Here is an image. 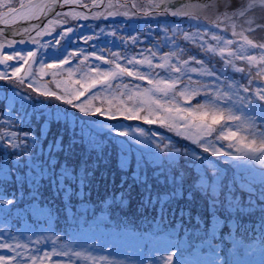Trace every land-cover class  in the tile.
Returning a JSON list of instances; mask_svg holds the SVG:
<instances>
[{
  "label": "snow or ice",
  "instance_id": "snow-or-ice-1",
  "mask_svg": "<svg viewBox=\"0 0 264 264\" xmlns=\"http://www.w3.org/2000/svg\"><path fill=\"white\" fill-rule=\"evenodd\" d=\"M64 6L75 7L69 11L57 10ZM257 9L261 12L258 17ZM137 14L146 17L170 15L188 18L197 21V27H201V20L211 27L230 26L232 36L239 37L238 41L213 34L212 39L217 44L206 48L201 44L200 47L206 53L219 55L224 64L237 73H245L246 69L237 67L234 60L246 61L249 67L258 66L256 76L264 79V42L256 39V33H264V0H248L246 5H237L232 0H205L201 3L147 0L146 4H141L138 0H116L115 3L113 0H107V3L104 0H91V4L84 0H0V65L11 68L10 74L7 71L0 72V81H6L11 86L6 88L4 101H0V116L8 113L11 119V114H15L11 124L16 129L0 139V152L9 157L7 169H0V173H6L0 179V213L11 215L14 210L51 212L52 206L58 202L55 209L57 214L61 211L75 214L79 205L91 201L94 190L99 191L100 181H107L108 169L115 153L116 171L112 173V183L115 184L116 172H119V194L114 191L111 197L106 196L101 203H107L109 198L127 202L136 189L139 208L145 213L151 211L154 219L159 216L161 220L172 216L173 223L178 218L182 227L186 223L195 231L202 232V239L212 237L213 241L215 224H219L221 228H229L234 218L242 219L245 214L251 216L257 212L264 219V190L257 192L251 187L245 190L235 180L222 175L220 168L215 166H212L209 175L205 165L210 164V161L201 154L224 157L233 155L234 151L238 156L264 165V86L254 90L249 86L254 79L251 72L248 73L249 85L229 83L225 89H221L200 81L194 82L191 76L185 82L183 77L187 73L215 77L217 81L219 75L214 68L205 66L201 59L191 55L188 60L181 59L182 50L164 53L159 57L160 63L155 65L143 53L140 54L142 59L122 57L115 52L110 54V58H106L93 51L83 56L81 65L89 57H94L110 67L105 69L96 65L83 73L82 68H65L71 64L72 58L79 59L82 53L72 51L57 63H40L34 69L37 52L28 50L23 54L14 48L17 43L47 47V44L41 45L39 38L50 35L69 20H86L90 17L107 19ZM238 27L240 31H237ZM222 30L227 31V27ZM73 31L72 27H67L58 35L65 37ZM171 31L178 30L173 28ZM33 32L34 36L31 35ZM203 34H208V28H204ZM17 36L20 37L19 41L15 39ZM91 39V36L85 37V43ZM183 39L195 41L196 35L185 32ZM132 40L136 42L135 37ZM55 42L59 44L60 40ZM5 48L13 49L12 53H6ZM256 49L260 50L259 56L244 54L247 50ZM156 55V52H151L152 57ZM174 58L176 63H172ZM122 59H126L127 65L132 67L118 62ZM10 61L23 63L12 66ZM190 63L200 67H190ZM137 65H146L150 70L162 69L169 75L153 79L151 72L141 71ZM65 71L67 81L56 79L58 74ZM78 73L83 74L78 79H72ZM172 73L178 75L172 76ZM49 74L53 77L56 89H60L59 93L41 83L43 77ZM123 77L146 81L151 87L141 89L139 85L118 83L113 88V81ZM76 85L78 87H74ZM98 86L108 96H101L99 91L93 93L92 90ZM241 91L246 95H238ZM8 92H11V96ZM31 93L46 98L54 97L86 116H100L111 121L122 118L126 121H142L148 125L159 124L190 144L180 145L161 140L155 147L159 153H164L163 157L155 156L151 161L144 160L142 154L133 157L131 150L125 154L123 148L117 147L123 141L113 143L109 140L106 143L107 137L98 138V132L93 135L91 132L85 133L83 129L77 133L76 128L61 120L59 114L54 119H49V115L39 106L43 102H37ZM86 93L89 96L85 102H75ZM201 95L204 97L203 101L193 104L192 101ZM97 98L101 99V106L90 102ZM9 99L12 101L11 105L5 102ZM181 100L186 106L180 104ZM241 107L248 109L252 115H236V110ZM53 123L59 125L55 132L52 130ZM114 130L109 128L108 133ZM115 131L119 137L131 135L129 131ZM132 131L139 137L149 138V134L140 128ZM150 135L156 137L157 133L152 132ZM9 136L14 139H9ZM29 137L32 139L29 140ZM5 140L7 147L3 146ZM216 142H219V146ZM29 143L33 145L31 148ZM36 143L40 144L39 151L35 147ZM8 149L13 151L9 152ZM3 158L0 155V162ZM153 164L156 166L153 167ZM200 168H205L203 174L196 173V169ZM197 196L200 203L194 211ZM24 247L19 243L15 247L9 243H0V249L13 252L15 248ZM19 255L20 253H16V256ZM71 255L80 257L81 253L72 252ZM173 255L167 256L166 264H173ZM53 256H69V251L53 249L46 252L44 257L39 258L40 264H43L45 258ZM29 259L32 264H36L38 257L31 256ZM0 264L17 262L15 257L0 255ZM56 264L63 262L56 261Z\"/></svg>",
  "mask_w": 264,
  "mask_h": 264
},
{
  "label": "rangeland",
  "instance_id": "rangeland-1",
  "mask_svg": "<svg viewBox=\"0 0 264 264\" xmlns=\"http://www.w3.org/2000/svg\"><path fill=\"white\" fill-rule=\"evenodd\" d=\"M84 2L91 4V0H84ZM113 2L115 3L116 0H113ZM138 2L141 4H146L147 0H138ZM176 2L177 0H173V3ZM183 2L201 3L205 2V0H183ZM232 2L237 5L241 3L246 5L248 0H232ZM104 3H107V0H104ZM72 7L75 6H64L58 11H69ZM95 10L102 11L103 9ZM260 14V10L257 9L256 16L258 17ZM197 23L198 22L195 20H190L188 18H177L170 15H150L146 17L142 14H137L135 16L129 15L127 17H108L107 19L103 17L100 19H92L90 17L86 20H69L67 24L57 27L56 30L50 35L40 37L39 39L41 41V45L47 44V47L32 43H17L14 45V48L23 54H26L28 50L37 52V61L33 64L34 69L38 68L40 63H57L59 59H63L64 56L68 55L72 51H76L78 54L82 53L79 59L72 58L71 64L66 65L65 68L69 66L73 69L82 68L83 73H87L89 67H95L96 65H100L105 69L110 67L109 65L102 64L101 61L95 60L94 57H89V59L81 65L80 60L83 59V56H86L88 53L93 51H95L97 55H103L106 58H110V54L115 52L119 53L122 57H135L137 59H142L143 57L140 54L143 53V56L151 58L153 64L155 65L160 63L159 57L163 56L164 53L172 51L179 52L182 50L183 55L180 57L181 59L188 60L190 55L196 59H201L205 66L214 68L219 75V81H217L215 77L200 76L197 73H187L183 77L185 82H187L188 76H191L192 81L194 82L200 81L203 84L213 85L214 87L225 89L229 83L249 85L248 73L251 72L254 79L249 86L253 90L257 87L264 86V79L256 76L258 66L249 67L246 61L234 60V63L237 67H244L246 69L245 73H237L230 66H226L219 55L206 53L200 47L201 44H203L205 48L208 45L215 46L217 42L212 39L213 34L221 35L225 39H233L238 41L239 37L232 36L230 26L221 25L218 28L211 27L207 24V22L201 20L199 21L201 27H197ZM67 27H72L74 31L65 37L58 35ZM225 27H227V31L222 30ZM173 28L177 29L178 31H171ZM204 28H208L207 35L203 34ZM237 31H240L239 27L237 28ZM185 32H188L190 35H196L195 41L184 40L183 35ZM33 35H35V33H33ZM87 36H91L92 39L85 43V37ZM133 37L136 38L135 43L132 40ZM57 39L60 40L59 44H56L55 42ZM256 39L259 42H264V33H256ZM4 51L8 54H11L13 49L5 48ZM151 52H156V57H152ZM259 53L260 50L256 49L247 50L244 54L259 56ZM118 62L125 64L128 67H132L131 65H127L126 59L119 60ZM21 63L23 62H9V64L12 66H19ZM172 63H176L175 58L172 60ZM189 66L200 67V65H196L194 63H190ZM136 67L140 68L141 71L146 73L151 72L153 79H160L168 77L169 75L162 69L153 68L150 70L146 65H137ZM3 71H7L10 74L11 68L0 65V72ZM83 73H78L76 76H73L72 79H78ZM171 75L176 76L178 74L172 73ZM242 76L244 79H241ZM56 79L60 81H67V72L65 71L62 74H58ZM52 81L53 77L49 74L43 77L41 83L45 84V86L49 87L50 89L56 90L59 93L60 89H56V85ZM118 83H127L130 86L139 85L141 89L151 87L146 81L134 80L129 77H123L121 80L113 81V88H115V85ZM193 86L195 87L196 85L193 84ZM7 87L11 86H8L6 81H0V101H4ZM74 87H78V85ZM207 90L208 89H205V91ZM20 91L29 90L20 89ZM97 91L101 93V96H108V93L99 88V86L97 89L92 90L93 93ZM8 95L11 96V92H8ZM31 95L37 102H43L40 103L39 106L44 109L45 114L49 115V119H54L56 115L59 114L61 120H65L70 126H74L76 128L77 133L83 129L85 133L91 132L93 135H96L98 132V138L107 137L105 140L106 143H108L109 140L113 143L115 141H123V144L117 145V147L123 148L125 154L128 153V150H131L133 157L137 154H142L144 160L149 161L154 160L155 156L163 157L164 153H159L155 147V144L160 143L161 140H164L165 142L170 141L173 143H179L180 145L190 144L189 141H184L181 138L176 137L173 132L168 131V129L162 127L159 124L148 125L144 124L142 121H126L122 118L116 121H111L105 117L86 116L84 113H80L78 109L72 108L71 106L64 104L62 101H57L54 97L46 98L43 96H38L36 93H31ZM238 95L246 94L241 91L238 93ZM88 96L89 93H86L84 97H81L79 101L75 102H85ZM203 99V95L198 96L197 100H193L192 103L195 104L197 101L202 102ZM181 101L180 104L182 106H186L181 103ZM5 102L9 105L12 103L10 99ZM90 102L96 106H101L100 98ZM104 106L106 107L107 105L105 104ZM242 110L245 113L252 115L248 109L242 108ZM235 114L237 115L238 112L236 111ZM13 119H15V114H11V119L9 118L8 113L0 116V139L4 138V134L11 133L16 130L11 124V120ZM138 123H141L145 126V130H143L145 133L149 134V129L154 128L159 133V135H157L154 140L150 137V135L147 139L145 137L140 138L135 132L132 131L133 124L137 125ZM257 123L259 124L260 122L257 121ZM128 124L131 126L129 131L131 135L127 137L117 136L115 130H123L122 128L124 125ZM57 127H59V125L55 123L52 124L53 132H55ZM109 128H113L115 130L111 133H108ZM123 131L127 130L124 129ZM167 133L174 135L175 138L162 136V134ZM8 138L14 139L10 136ZM31 139L32 137H29V140ZM125 139L127 142H132V145L129 146ZM137 140L144 142L137 143ZM224 143L227 144V142ZM135 144L137 146H135ZM3 146L7 147L6 140L4 141ZM28 146L31 148L33 145L29 143ZM35 147L39 151L40 144L36 143ZM111 147L112 144H110V148ZM133 148H136L137 150H134ZM196 150L198 153H200L199 149ZM8 151L11 152L13 150L8 149ZM16 151H19V149ZM0 155H3L4 157L3 161L0 162V169L6 170L8 167L9 157L4 155L2 152H0ZM217 158L224 159L225 156ZM228 159L229 161L233 162L234 165L232 164V166L238 169L243 179H252L256 183L255 185L261 187L262 190H264V165H261L256 160L238 156L234 151L233 155L228 156ZM152 166L155 167L156 164H153ZM226 167V173L230 174L231 168L228 165ZM101 170H103V168ZM114 171H116L115 153H113V163L108 169L109 175L107 181H100L99 191L97 192L94 190L91 194V201L79 205L78 211L75 212V214H65L63 211L57 214L55 209L58 207V202L52 206L51 212L48 210L29 212L14 210L11 215L0 213V240H3L2 243H14L15 245L17 243L23 244L25 245L23 250H31L30 255L36 257L39 256V258L44 257L46 252L53 251L55 245L59 243L61 246H63L60 251H69L70 254L72 252L81 253L80 257L75 256L76 263L73 260V257L71 259L69 257L71 264L103 263L101 258L109 264H166L167 256L173 255L174 253L177 259L175 262H173V264H211L210 261L212 259L205 254V249L209 250L211 246H205L207 242L202 246H198L195 243L198 239L202 240L203 233L195 231L187 224L181 227L182 230L180 229L179 231L178 225L177 227L172 228V223L164 219L161 220L159 216H156L154 219L153 214L150 215V213H145L143 209L139 208L136 189L133 190L131 200L127 202H122L121 200H112L109 198L107 203H101L102 197H111V194L114 191L117 195L119 194L120 173L116 172V182L113 184L112 173ZM204 171L205 168L196 169L197 174H203ZM4 174L6 173H0V179H3ZM97 180H99V173L97 174ZM129 183H131V181H129ZM125 188H127V184L125 185ZM199 203L200 201L197 200L193 205L194 211L197 204ZM245 216H247V214H245L242 218L243 221L246 220L244 219ZM158 219L161 221H158ZM234 220L235 225L232 224V228L238 226L241 219L234 218ZM247 222L248 223L245 222L246 224H241V226L238 227L255 226V228H258L259 233L255 234L254 236L260 237V235L263 234L260 229H264V221L261 223L257 222L258 225L251 223V221ZM56 223H59L58 227L56 226ZM116 224H118L120 227L116 226ZM43 225H48V229L43 228ZM122 228L129 229V231H125ZM185 228L187 229L185 232H183ZM54 229L56 230V234L53 232ZM219 229L218 231L220 232ZM17 230L19 231V234L15 235ZM88 231L92 233L91 236L88 234ZM181 232L183 233L180 234ZM80 235L87 236L89 239H81V243L83 245L82 249L80 247L75 249L74 247L73 251L68 242L78 240L76 238H78ZM32 237L35 239H40L42 242H46L43 241V239L49 238V249H46L45 251L41 250V248L32 247V243L37 242V240H31ZM178 237H182V240L180 241L182 245L179 244L176 249L173 246V243L175 242V239L179 241ZM217 239L219 243H223V241H225L222 237ZM221 239L223 241H221ZM161 240H163L162 244L165 246L162 250L158 249L157 247L158 242H161ZM66 243L68 244L65 245ZM102 243L106 247L99 246V244L102 245ZM263 244L264 241L255 243L253 245H245L240 241L235 242L228 253V256L232 260L231 264H264ZM15 245H13V247H15ZM115 249H121V252H124V255H122L120 258L114 257L112 252H114L113 250ZM152 249L156 251L155 258L151 257V255L155 252ZM109 250L112 252L109 253ZM219 250L222 251V248L219 247ZM145 251L146 253H150L149 259L141 254ZM16 253H18L16 249L13 253H11L9 249H0V255L5 257H13ZM179 253L182 255L180 256ZM197 255H200L198 259L196 258ZM217 255L218 253L215 252L213 257H216ZM56 257L53 256L51 258H45L43 260V264H56V261H62L63 264H69V261L58 258L62 256ZM187 257L191 259H187ZM39 258L36 264H40ZM20 259L21 258L16 261L17 264H32V261L29 258H26L25 261H21ZM142 260L143 262H141Z\"/></svg>",
  "mask_w": 264,
  "mask_h": 264
},
{
  "label": "trees",
  "instance_id": "trees-1",
  "mask_svg": "<svg viewBox=\"0 0 264 264\" xmlns=\"http://www.w3.org/2000/svg\"><path fill=\"white\" fill-rule=\"evenodd\" d=\"M195 100H197V97H196ZM181 103H183V101H181ZM236 111L238 112L237 115L249 116V117L251 116V114L245 113L242 110V108L237 109ZM130 127L131 126L128 124V125H124V127L122 129L123 130L125 129L127 131H130ZM132 128L133 129L140 128L142 130H145V126L143 124H141V123H138L137 125L133 124ZM148 132H149V135L152 132H155V133H157V135H159V133L154 128H150ZM162 136H166L168 138L174 137V135L168 134V133L167 134H162ZM150 137H151V135H150ZM140 138H142V137H140ZM151 138L153 140L155 139V137H151ZM133 142H135V141H133ZM126 143L129 144V146L132 145V142H127V140H126ZM216 143H217V146H219V143L218 142H216ZM135 146H137V145L135 144ZM133 149L134 150H137L136 148H133ZM202 155L207 160L210 161V164L205 165V168L208 169V174L209 175H211L212 166H215V167L220 168L222 175H227L231 179L235 180L236 183H237V185L240 186V187H243L245 190H247L249 187H251L254 191H257V192H259L260 190H262L261 187H258L257 185H255L256 183L252 179H249V180L248 179H243L242 176H241V173L238 171V169L237 168H234L232 166L233 162L229 161L228 156H225V158L222 159V158L213 157V156L210 155V153H202ZM227 165L231 168V171H230L231 173L230 174H227L226 173L227 172V167H226ZM102 199H103V197H102ZM197 200H199V196H197ZM147 213L148 214L150 213V215L153 214L151 211H148ZM244 219H246V220L243 221V219H241L239 221L238 226H241V224L243 225V224L248 223L247 221H251V223H253L255 225H258L257 222H260L261 223V222L264 221V219L261 218V215L258 212L256 214L251 215V216L247 215V216H245ZM164 220L172 223V228H175L178 225L179 231H180V229L182 230V228H181L182 226H181L178 218H176V222L175 223H173V217L172 216H167ZM158 221H161V220L158 219ZM234 222H235V220H234ZM234 222L231 223V225H230L229 228H221L219 224H215L214 225V229H213L214 235H215V240L214 241H213L212 237H208L207 240L198 239L195 242L198 246H202L206 242H207V244L205 246H207V247H210L211 246V248L209 250L205 249V254L212 259L210 261L211 264H219V263L220 264H231V261L232 260L228 256V253L231 250V247L237 241L243 242V244H245V245H248V244L249 245H253L255 243L263 242L264 241L263 240L264 239V229H260L259 228L263 232V234H261L260 237H255L254 235L257 234V233H259L258 232V228H255V226H250V227H243V226L242 227H238V226H235V227L232 228L231 227L232 224L235 225ZM159 224H160V222H159ZM56 226L58 227L59 226V223H56ZM116 226L120 227L118 224H116ZM219 227H220V229H219ZM43 228L48 229V225H43ZM122 229H124L125 231H129V229H125V228H122ZM186 229L187 228H185L183 232H185ZM218 229L220 230V232L218 231ZM53 232H54V234H56V230L55 229L53 230ZM183 232H181L180 234H182ZM18 234H19V231L17 230V232L15 233V235H18ZM88 234L90 236L92 235V233L90 231H88ZM35 237H37V236H35ZM220 237H222L225 240V241H223L221 239V241H223V243H219V241H218L217 238H220ZM83 238L84 239H89L87 236L80 235L78 238H76L78 240H75V241H72V242H68L69 243V246L72 247L73 251H74V247H75V249H77L78 247H80L82 249L83 245L81 243V239H83ZM202 238H203V236H202ZM178 239H179V241L175 239V242L173 243V246L176 249L179 246V244L182 245V243L180 242L182 240V237H178ZM31 240H33V241H36L37 240V242H33L32 243V247L41 248V250H45V251H46V249L48 250L49 247H50L48 245L49 238L48 239H43V241H46V242H42L40 239H35L34 237H32ZM162 241L163 240H161V242H158V244H157V247L160 250H162L165 247L164 244H162ZM2 242H3V240L1 239L0 240V243H2ZM68 243H66L65 245H67ZM12 245H15V244L12 243ZM99 246L106 247L103 243H102V245L99 244ZM62 247L63 246H61L58 243V244L55 245L54 249L60 251V249ZM219 247L222 248V251L219 250ZM15 249L18 251V253H20L19 256H16V254L14 255V257H16L17 260H18V258H21V261H25L26 258L31 257V255H30L31 250L30 251L29 250L26 251V250H23L24 248H21V249L20 248H18V249L15 248ZM152 250H154V249H152ZM113 251L114 252H112V251L109 250V253L112 252V255L114 257H116V258H120L122 255H124V252H121V249H119V250L118 249L117 250L115 249ZM215 252H217L218 255L216 257H213V255H214ZM11 253H13V251H11ZM155 253H156V251L154 252V254L151 255V257H154L155 258ZM141 254L144 255L147 259H149V257H150V253H148V252L146 253V251L145 252H142ZM181 255L182 254H180V256ZM180 256H178V257H180ZM69 257H70V259L73 257V260L74 261L76 260V257L75 256H72L71 254H70V256H62V257H58V258L63 259V260H66V261H69ZM199 257H200V255H197L196 256L197 259ZM38 258H39V256H38ZM176 259H177L176 255H173V262H175ZM187 259H191V258L187 257ZM95 260H97V259H95ZM101 261L103 263H100V262H98V263L99 264H109V263L105 262V260H103L102 258H101ZM218 261H219V263H218ZM141 262H143V260ZM75 263H76V261H75Z\"/></svg>",
  "mask_w": 264,
  "mask_h": 264
},
{
  "label": "water",
  "instance_id": "water-1",
  "mask_svg": "<svg viewBox=\"0 0 264 264\" xmlns=\"http://www.w3.org/2000/svg\"><path fill=\"white\" fill-rule=\"evenodd\" d=\"M59 9H61V8H57V10H59ZM32 34V33H31ZM15 39H20V37L19 36H17V37H15Z\"/></svg>",
  "mask_w": 264,
  "mask_h": 264
}]
</instances>
